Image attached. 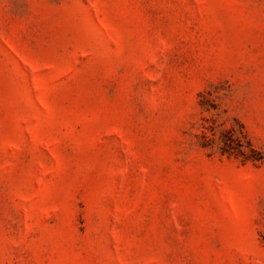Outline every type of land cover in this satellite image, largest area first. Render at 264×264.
Here are the masks:
<instances>
[{"label":"rangeland","instance_id":"374dc122","mask_svg":"<svg viewBox=\"0 0 264 264\" xmlns=\"http://www.w3.org/2000/svg\"><path fill=\"white\" fill-rule=\"evenodd\" d=\"M0 264H264V0H0Z\"/></svg>","mask_w":264,"mask_h":264}]
</instances>
